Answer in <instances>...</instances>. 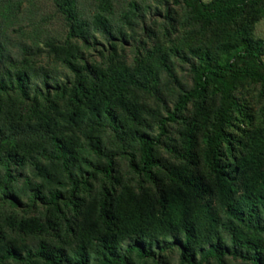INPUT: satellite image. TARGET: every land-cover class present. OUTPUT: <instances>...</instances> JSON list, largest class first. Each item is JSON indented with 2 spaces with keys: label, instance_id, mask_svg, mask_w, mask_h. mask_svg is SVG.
Instances as JSON below:
<instances>
[{
  "label": "trees",
  "instance_id": "16d2710c",
  "mask_svg": "<svg viewBox=\"0 0 264 264\" xmlns=\"http://www.w3.org/2000/svg\"><path fill=\"white\" fill-rule=\"evenodd\" d=\"M55 1L69 21V37L77 32L86 40L75 0ZM98 5L96 24L111 40L115 30L105 16L110 0H99ZM130 5L136 16L142 15L136 4ZM172 6L183 7L192 25L165 55L156 57L159 65L148 54L137 58L131 69L117 63L98 69L82 62L81 52L77 57L71 53L62 58L73 75L65 80L43 68L36 74L35 68L19 62L6 48L0 25V202L15 206L26 194L27 207L39 200L65 214V209L79 211L81 195L93 182L99 179L104 186L99 200L102 229L78 230L72 249L40 243L22 251L6 243L0 246V264H135L133 257L147 260L157 250L174 248L185 264L210 259L222 264L225 256L239 259L238 264H264V141L263 151L255 153L246 139L237 140L230 131L237 114H243L244 122L251 120L234 94L236 83L243 79L264 83V42L250 33V17L264 13V0H173L164 19L172 20ZM171 56L188 63L189 87L178 80ZM158 69L177 92L172 107L164 106V113L156 117V132H148L131 100L135 90H143L163 103ZM34 75L39 81L31 80ZM211 92L216 99L201 133L203 148L196 150L191 142L195 126L189 128L188 150L167 144L170 127L185 124L188 105L203 103ZM58 104L63 109L54 115L44 110L45 105L57 109ZM70 130L83 131L84 144L75 147L67 141ZM107 132L112 133L111 140L102 136ZM163 143L177 162H162L157 151ZM239 145L247 150L246 156H240ZM74 148L83 154H75ZM38 156L52 160L53 169L42 165ZM116 157L123 158L136 177L134 186H159L152 196L146 195L148 200L141 192L140 197L130 194L122 201L105 187L126 186L116 177ZM28 166L36 179L25 172ZM238 186L243 187L241 196L236 194ZM211 197L217 199L224 219L208 203ZM28 223L23 220L17 226Z\"/></svg>",
  "mask_w": 264,
  "mask_h": 264
},
{
  "label": "rangeland",
  "instance_id": "374dc122",
  "mask_svg": "<svg viewBox=\"0 0 264 264\" xmlns=\"http://www.w3.org/2000/svg\"><path fill=\"white\" fill-rule=\"evenodd\" d=\"M172 1L110 0L109 12H105V16L109 25L115 30L111 40L105 37L96 24L95 16L101 12L98 10L99 0H75L77 18L86 26V40L79 37L77 32L73 37H69V21L59 10L55 0H0V25L6 39L4 42L6 48L19 62L23 60L22 62L25 61L28 67L35 68L36 74L41 72L38 68H43L50 76L65 80V78H72L73 75L63 64L62 58L71 53L77 57L81 52L82 62H86L91 68L98 69H107L115 65L114 63L131 69L136 64L137 58H143L148 54L152 55L151 62L159 65L156 57L160 54L165 55L168 48L184 36V29H189V26L192 25L187 19L186 10L181 6H172V20L164 19V13ZM131 3L136 4V9L142 13L141 16H136L132 12ZM250 22L252 37L264 42V13H258L252 19L250 17ZM177 46L180 49H185L182 44H177ZM22 47L25 48V51H22L24 50ZM109 53H112L111 59ZM191 58L189 57L190 60ZM170 61L178 80L184 86L189 87L191 72L188 63L174 56H171ZM158 70H160L158 73L162 84L163 103L143 90H135L134 98L131 100L135 108L140 109L143 128L148 132H156V117L164 113V106L172 107L177 92V87L169 81L164 71ZM39 79L37 75L31 77L33 82H37ZM234 94L243 106V110L251 116V120L244 122L243 114H237L236 124L231 127L230 131L235 139H246L249 147L253 146L254 152H261L263 151L261 142L264 141V83L248 79L240 80L235 85ZM215 99L216 97L211 92V95L203 103L194 102L188 105L184 112L186 125L179 122L170 127L169 137L165 139V142L171 147L188 150L189 128L195 126L197 128L192 135L191 142L197 145L196 150L203 148L201 133L209 123ZM113 106L120 114L118 106ZM47 107L45 105L44 110H48L52 115L57 110L63 109L62 104H58L57 109H47ZM102 136L111 140L112 133L107 132ZM66 137L67 141L74 142L75 147L85 142V134L80 130L74 132L70 130L66 133ZM165 144L163 143L157 151L162 162L170 160L177 162L178 160L168 151ZM74 150L75 154H83L78 148H74ZM237 150H239L240 156L241 154L247 155V150H242L240 145ZM201 152L202 149L198 153V160L202 158ZM84 154L87 158L93 159V156H90L86 151ZM38 160L47 169H53L54 162L49 158L38 156ZM115 160L116 177L126 186L105 187L116 198L119 197L125 201L130 194L140 197L143 192L142 199L148 200L146 195L152 196L154 191L156 192L159 186H134L136 177L128 169L126 161L120 157H116ZM262 165L264 166V160ZM200 168L207 175L204 164H201ZM25 172L29 178L36 179L29 166L26 167ZM101 184V180L98 179L93 182L89 191L82 193L83 205L77 212L70 208L64 210L65 214H59L39 200L27 207L23 204L26 194L20 195L22 201L15 206H11L8 202H0V246L12 243L22 251L40 243L67 247V249L74 248L79 237L78 230L83 227L90 230L102 229L99 219V200L104 186ZM160 187L163 188V186ZM242 192L243 187L238 186L236 194L241 196L239 194ZM77 203L80 204L79 201ZM208 203L216 209L219 218L224 219L217 199L211 197ZM23 220L29 223L17 226V222H23ZM220 231L224 242L228 243L226 232L223 229ZM76 233L77 235H75ZM90 241L92 246L95 240L91 239ZM132 259L135 264H185L180 260L178 248L166 252L157 250L155 257L147 260H138L136 257ZM240 262L239 259L225 256L222 264H238ZM5 264L16 263L9 261ZM203 264H217V262L210 259Z\"/></svg>",
  "mask_w": 264,
  "mask_h": 264
}]
</instances>
